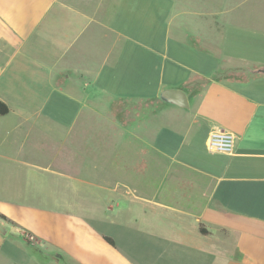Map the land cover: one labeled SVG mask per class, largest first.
<instances>
[{"label": "crops", "instance_id": "crops-1", "mask_svg": "<svg viewBox=\"0 0 264 264\" xmlns=\"http://www.w3.org/2000/svg\"><path fill=\"white\" fill-rule=\"evenodd\" d=\"M221 8L0 0V264H264V75L251 72L264 65V10L225 23ZM143 101L160 105L139 120ZM108 112L125 132L102 133ZM215 129L235 134L232 152L208 149ZM127 135L162 178L117 179L103 199L101 142L125 165Z\"/></svg>", "mask_w": 264, "mask_h": 264}, {"label": "rangeland", "instance_id": "rangeland-1", "mask_svg": "<svg viewBox=\"0 0 264 264\" xmlns=\"http://www.w3.org/2000/svg\"><path fill=\"white\" fill-rule=\"evenodd\" d=\"M222 1V0H221ZM223 2L226 3L227 7L229 8H221L219 11H216L215 14V18L216 21L220 22V21H224L225 23L229 22H239V21H248V20H252L254 21L255 19L259 18L260 16H263V14H256L255 12H261L264 10V0H223ZM242 6H246V7H252L251 12H253V14L249 15L247 12H243L241 11ZM257 7H261V10H257ZM264 22V19L261 21ZM152 27V26H151ZM239 73H230L231 77H238ZM158 105H148L147 101H143L137 105H135L134 108V114L136 119L141 120V117L143 115H146L149 112H153L155 111ZM123 109V108H121ZM123 111V110H122ZM122 111H120V118H126V113L124 114ZM110 117H112V113L108 112L107 118H105L104 116V122H103V127H102V133L103 134H111V133H123L125 132V127H122L120 125V127H118L116 129L115 126L111 125L110 122ZM161 123V122H160ZM162 123L165 124V120H162ZM122 146L124 147L126 153L129 154V161L125 164V165H121L117 163V156H113L111 154H109V152L107 153V151H105V145H106V139H104L101 144L103 145V154H102V158H101V163L103 164V166H101L100 171L98 172V176L101 178V180L104 182V184L106 183V187H109V190H104L103 191V199H107V198H112V199H116L118 197V195L120 194V191H115L114 190V186H116L115 182L117 181V179H119L121 182H126L128 181L129 183H134L136 184H140L141 187L146 183H155V182H159L162 178V175L159 174V172L157 170H151L150 173L145 174V168H142V154H141V148H142V144L139 141L133 142L132 138L129 137V135L126 136V139L121 142ZM67 156L69 157L70 154H65L62 155L61 160L64 161L66 160ZM119 159V158H118ZM66 161L63 162V165L65 164ZM62 167H67L70 169L72 168V166H70L69 164H66ZM75 165H77L75 163ZM73 169V168H72ZM92 176H94V174H92ZM151 184V185H152ZM137 186V185H136ZM138 187V186H137ZM150 190V189H149ZM148 191V189H147ZM150 191L153 192V189H151ZM136 193L138 192H142L141 188L140 190H136ZM117 196V197H116ZM98 208H103L101 207V205H98ZM103 217L101 219V222H103V224H108L110 225L111 222H108L107 219H104V212L102 211H98V215L97 217ZM100 217V218H101ZM127 222V220L123 221L122 226H126L124 225ZM116 224L117 223H112ZM132 228V227H131ZM137 228H135L134 230H136ZM138 230H140V228H138ZM174 262H176L177 264H184V260H180V259H175L173 260ZM187 261V260H185Z\"/></svg>", "mask_w": 264, "mask_h": 264}, {"label": "built area", "instance_id": "built-area-1", "mask_svg": "<svg viewBox=\"0 0 264 264\" xmlns=\"http://www.w3.org/2000/svg\"><path fill=\"white\" fill-rule=\"evenodd\" d=\"M235 145V134L224 129H215L211 131L207 139V147L211 151L232 152Z\"/></svg>", "mask_w": 264, "mask_h": 264}, {"label": "water", "instance_id": "water-1", "mask_svg": "<svg viewBox=\"0 0 264 264\" xmlns=\"http://www.w3.org/2000/svg\"><path fill=\"white\" fill-rule=\"evenodd\" d=\"M251 72L264 75V65L252 69ZM159 98L167 104H173L179 107L186 108L190 105L187 94L181 89H163Z\"/></svg>", "mask_w": 264, "mask_h": 264}, {"label": "trees", "instance_id": "trees-1", "mask_svg": "<svg viewBox=\"0 0 264 264\" xmlns=\"http://www.w3.org/2000/svg\"><path fill=\"white\" fill-rule=\"evenodd\" d=\"M8 112V107L5 103L0 101V114H6ZM0 217L3 219H7V216L0 213ZM105 239L112 245H115L114 240L111 237L105 236Z\"/></svg>", "mask_w": 264, "mask_h": 264}]
</instances>
